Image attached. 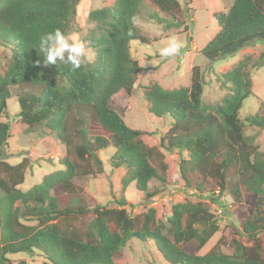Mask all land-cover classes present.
<instances>
[{
  "label": "trees",
  "instance_id": "trees-1",
  "mask_svg": "<svg viewBox=\"0 0 264 264\" xmlns=\"http://www.w3.org/2000/svg\"><path fill=\"white\" fill-rule=\"evenodd\" d=\"M79 1L0 0V45L11 51L0 68V119L9 118L12 86H39V94L18 96L19 131L45 126L66 150L59 170L22 190L28 162L13 165L3 157L12 136L10 123L0 120V264H12L10 255L35 251L45 258L43 264H116L132 238L153 240L170 264H264V151L246 136V123L240 117L253 93L248 67L263 65L264 55L257 63L248 56L221 75L229 93L214 106L203 101L204 75L199 65L192 67L188 87L167 90L154 83L144 88L150 113L172 121L161 138L162 148L187 152L180 165L185 183L191 185V174L201 173L226 190L234 175L230 191L249 209L231 253L223 250L227 243L221 238L205 254H189L185 244L195 240L203 248L220 229L206 203H173L164 224L159 222L157 206L136 216L125 208V200L119 208H92L74 183L77 176L102 173L100 152L112 145L116 148L113 165L127 168L123 191L131 183L147 192L152 179L166 182L155 165L157 159L161 158L163 172L167 170L162 152L146 140V132L127 126L112 102L114 95L133 91L141 71L131 43H149L136 24L145 0H116L112 6L89 12L95 27L84 40L94 58H86L81 69L73 72L59 61L42 62L40 36L56 28L68 33ZM149 1L170 14L180 6L178 0ZM149 16L158 17L155 12ZM216 20L220 30L201 51L209 60L264 43V0H232ZM247 121L264 129V110ZM93 125L99 132L92 131ZM90 213L94 218L82 225ZM16 264L29 263L24 259Z\"/></svg>",
  "mask_w": 264,
  "mask_h": 264
},
{
  "label": "rangeland",
  "instance_id": "rangeland-1",
  "mask_svg": "<svg viewBox=\"0 0 264 264\" xmlns=\"http://www.w3.org/2000/svg\"><path fill=\"white\" fill-rule=\"evenodd\" d=\"M179 8L173 13H166L149 0H145L136 24L141 33L148 37L149 43L139 41L131 43V54L138 60L141 71L137 83L131 93L123 92L113 96V106L122 116L126 125L132 129L146 132V140L155 145L163 154L162 161L167 166L163 172L160 159L155 160L159 172L165 175L166 182L152 179L148 184V191H139L134 183L123 191L125 166L115 167L112 156L116 148L112 145L100 152L104 170L102 173L88 176H77L74 183L83 191V195L91 205H101L108 208H119L121 200L126 201L125 208L132 216L142 214L151 207H158L159 222L167 224L171 215V207L177 202H204L219 223V231L210 238L203 248L195 240L185 244L184 250L189 254H205L221 238L227 243L223 250L232 252V241L240 238L243 221L248 213V207L230 191L236 181L230 176L229 186L222 190L215 178L204 176L201 173L191 174V185H187L181 175L180 165L187 152L174 149L167 151L162 148L161 138L170 128L172 121L164 116L157 118L149 111L148 101L143 98L146 86L157 83L167 90L188 87L191 84L192 67L199 65L204 75L203 101L206 104L216 105L223 101L229 91L221 83V75L246 57L251 63L259 62L264 55V43L247 45L237 53L217 60H209L201 53L202 49L214 38L220 30L216 14L225 12L232 0H178ZM116 0H80L76 5L69 23L68 34L76 35L85 45L86 58L93 59L94 53L88 47L84 38L95 23L89 20V12L102 7L114 5ZM150 12L157 14L156 19L150 18ZM177 37L184 43L181 56L162 58L157 48L164 46L168 39ZM10 49L0 45V68L10 57ZM151 61V63H150ZM145 63V64H144ZM253 80V93L245 101L240 111L241 119L246 123L245 134L264 151V129L248 123L247 117L256 115L264 110V64L249 65ZM12 97L8 100V114L1 121H8L11 125V138L5 148V159L13 165L27 160V171L22 190H28L40 183L43 177L59 170L60 160L66 155L65 146L49 133L47 127L36 128L21 133L18 127L20 105L18 96L26 92L39 94L41 87L31 84H21L10 88ZM46 132L43 134V131ZM97 125L92 126L94 133L99 132ZM232 183V184H231ZM57 192H60L58 189ZM94 218L90 213L81 222L89 224ZM83 226V227H85ZM264 242V231L261 233ZM27 260L29 264H43L45 258L37 251L33 253H19L10 255L12 264L19 260ZM116 264H170L164 260L157 250L153 240L132 238L122 249V255L116 259Z\"/></svg>",
  "mask_w": 264,
  "mask_h": 264
},
{
  "label": "clouds",
  "instance_id": "clouds-1",
  "mask_svg": "<svg viewBox=\"0 0 264 264\" xmlns=\"http://www.w3.org/2000/svg\"><path fill=\"white\" fill-rule=\"evenodd\" d=\"M38 48L39 53L43 54L42 62L45 65L55 64L59 61L73 72L84 66L86 59L84 43L76 35L65 33L59 28L42 34L39 38ZM183 48V41L173 36L164 46H158L157 52L162 58L179 57ZM36 63H41V61H36Z\"/></svg>",
  "mask_w": 264,
  "mask_h": 264
}]
</instances>
